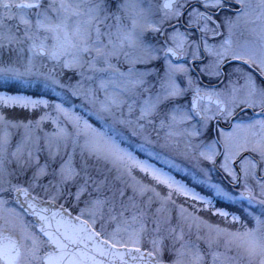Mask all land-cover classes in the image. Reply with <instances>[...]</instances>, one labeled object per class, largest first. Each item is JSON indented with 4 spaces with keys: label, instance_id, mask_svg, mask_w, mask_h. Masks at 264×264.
Here are the masks:
<instances>
[{
    "label": "snow or ice",
    "instance_id": "obj_1",
    "mask_svg": "<svg viewBox=\"0 0 264 264\" xmlns=\"http://www.w3.org/2000/svg\"><path fill=\"white\" fill-rule=\"evenodd\" d=\"M0 264H264V0H0Z\"/></svg>",
    "mask_w": 264,
    "mask_h": 264
}]
</instances>
